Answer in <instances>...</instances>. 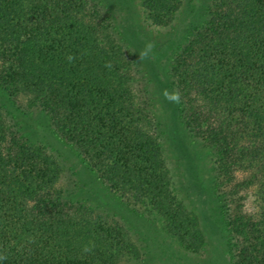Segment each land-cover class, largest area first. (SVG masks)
I'll return each mask as SVG.
<instances>
[{"label":"trees","instance_id":"1","mask_svg":"<svg viewBox=\"0 0 264 264\" xmlns=\"http://www.w3.org/2000/svg\"><path fill=\"white\" fill-rule=\"evenodd\" d=\"M140 1L157 26L172 24L183 3ZM169 75L184 128L210 148L234 264H264V0H209ZM0 89L20 111L44 113L126 204L202 246L166 186L150 80L99 0H0ZM61 172L0 103V264H130L139 247L124 224L71 199ZM249 188L257 214L244 208Z\"/></svg>","mask_w":264,"mask_h":264},{"label":"rangeland","instance_id":"2","mask_svg":"<svg viewBox=\"0 0 264 264\" xmlns=\"http://www.w3.org/2000/svg\"><path fill=\"white\" fill-rule=\"evenodd\" d=\"M99 2L110 12L125 45L150 80L154 114L163 131L166 186L176 196L180 213L193 218L200 228L202 246L194 248L184 240L178 242L163 229L158 218L137 204H126L88 167L74 146L53 131L44 113L20 111L1 89L0 103L22 133L41 144L61 165L58 185L71 199L86 202L124 224L130 239L139 247L138 257L130 264H234L235 235L215 192L210 148L184 128L169 75L177 49L205 22L209 0H183L169 26L150 24L140 0ZM145 50L148 54L142 57ZM246 195L245 210L257 214L254 189H247Z\"/></svg>","mask_w":264,"mask_h":264},{"label":"clouds","instance_id":"3","mask_svg":"<svg viewBox=\"0 0 264 264\" xmlns=\"http://www.w3.org/2000/svg\"><path fill=\"white\" fill-rule=\"evenodd\" d=\"M150 47H151V46L149 45L148 48H150ZM147 54H148V53H147V50H145L144 52L141 53V56H142V57H145V56H147ZM68 59H69V60H72L73 57L69 56ZM93 248H94V244L85 245V246L83 247V252H84V253H90V252L93 251ZM0 259H6V256H2V255H0Z\"/></svg>","mask_w":264,"mask_h":264}]
</instances>
